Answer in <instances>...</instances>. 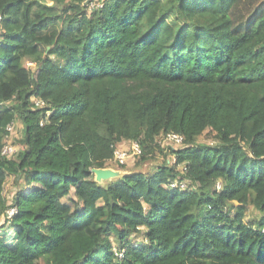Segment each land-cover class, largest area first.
<instances>
[{"label":"trees","instance_id":"1","mask_svg":"<svg viewBox=\"0 0 264 264\" xmlns=\"http://www.w3.org/2000/svg\"><path fill=\"white\" fill-rule=\"evenodd\" d=\"M98 2L0 0V264H264V0ZM166 133L185 173L93 180Z\"/></svg>","mask_w":264,"mask_h":264},{"label":"built area","instance_id":"2","mask_svg":"<svg viewBox=\"0 0 264 264\" xmlns=\"http://www.w3.org/2000/svg\"><path fill=\"white\" fill-rule=\"evenodd\" d=\"M29 65L33 64L28 62ZM35 107H42L43 101L37 98H33ZM7 134L4 139V144L1 147L0 154L1 156L10 159L14 158V156L18 152V146H16L13 142L14 134L16 132V127L14 123H10L6 126ZM183 136L175 133H166L162 134L157 138L156 143L163 148L166 157L165 162L169 167H175L180 172L185 173L186 167L184 164H180L177 161V156L174 153L178 148L183 145ZM142 154V149L138 142L136 141H124L119 144H116L113 148V157L111 162L117 166H124L129 162L135 161ZM170 188L186 190L188 187V183L186 180L175 179L168 183ZM216 188H220V183L218 182ZM17 213V208L9 203L8 207L5 209L3 215L0 216V220H5V218H9ZM120 257L121 254H118Z\"/></svg>","mask_w":264,"mask_h":264},{"label":"rangeland","instance_id":"3","mask_svg":"<svg viewBox=\"0 0 264 264\" xmlns=\"http://www.w3.org/2000/svg\"><path fill=\"white\" fill-rule=\"evenodd\" d=\"M99 3L100 2H98V0H89L88 9L89 10L92 9L93 7L99 5ZM48 4L50 5L51 2L48 1ZM22 65L25 66V67H32V68L34 66L33 64L29 65L28 61H25V60L22 61ZM15 127H16V132L14 134L13 142H14V144L16 146H18V148H20V146L15 143V140L20 137V135H21L20 130L22 131V127H21V124L18 123V122H17V126L15 125ZM165 157H166V154L164 152L161 155L158 154L152 160H147V161H144V162L140 161L139 162V158H137L135 161L129 162L128 164H126L124 166H117L115 164H112L109 167H111L113 169H116V170H120V171L126 172L127 174L138 173V172L143 173V174H148V173H151L152 171H154V169L158 165H160L162 162H165ZM15 189H16V187L11 183V181H8L6 183V185H5V196H6V199L8 200V203L12 202V194H13L12 192H14ZM190 212H193V209ZM247 214H248V217L251 218L255 214V212H254V210L252 208H249ZM2 223H4V221L0 220V225ZM141 239H142V237L138 235L136 237H132L131 241L133 243H139Z\"/></svg>","mask_w":264,"mask_h":264},{"label":"water","instance_id":"4","mask_svg":"<svg viewBox=\"0 0 264 264\" xmlns=\"http://www.w3.org/2000/svg\"><path fill=\"white\" fill-rule=\"evenodd\" d=\"M90 172L93 175V180L100 185L127 175L126 172L113 169L109 166L103 168H91Z\"/></svg>","mask_w":264,"mask_h":264}]
</instances>
